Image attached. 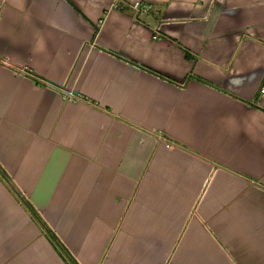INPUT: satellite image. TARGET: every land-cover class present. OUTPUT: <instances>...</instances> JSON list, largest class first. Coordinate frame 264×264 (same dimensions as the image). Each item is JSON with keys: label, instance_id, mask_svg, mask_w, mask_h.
Here are the masks:
<instances>
[{"label": "crops", "instance_id": "0c3cea01", "mask_svg": "<svg viewBox=\"0 0 264 264\" xmlns=\"http://www.w3.org/2000/svg\"><path fill=\"white\" fill-rule=\"evenodd\" d=\"M148 1L0 0V264H264V0Z\"/></svg>", "mask_w": 264, "mask_h": 264}, {"label": "built area", "instance_id": "2783aa9c", "mask_svg": "<svg viewBox=\"0 0 264 264\" xmlns=\"http://www.w3.org/2000/svg\"><path fill=\"white\" fill-rule=\"evenodd\" d=\"M112 5L116 8H122L124 6H129L132 9V15L135 19H142L146 16L152 8V4L148 0H112ZM158 35L153 34L152 37H157ZM260 91L263 92L264 88L261 87ZM169 142L166 143V146Z\"/></svg>", "mask_w": 264, "mask_h": 264}, {"label": "trees", "instance_id": "16d2710c", "mask_svg": "<svg viewBox=\"0 0 264 264\" xmlns=\"http://www.w3.org/2000/svg\"><path fill=\"white\" fill-rule=\"evenodd\" d=\"M6 182H7V180H6ZM7 185H8V187L11 188V186H9V183L8 182H7ZM46 234H47L50 242L52 243V245L54 246V248L58 252V254L64 259V261L67 264H78L71 257V255L68 253V251L61 245V243L58 241V239L55 237V235L51 231L47 230Z\"/></svg>", "mask_w": 264, "mask_h": 264}]
</instances>
